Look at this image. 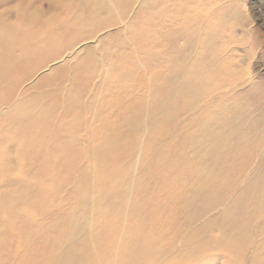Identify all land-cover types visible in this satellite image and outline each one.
<instances>
[{
  "label": "bare ground",
  "instance_id": "6f19581e",
  "mask_svg": "<svg viewBox=\"0 0 264 264\" xmlns=\"http://www.w3.org/2000/svg\"><path fill=\"white\" fill-rule=\"evenodd\" d=\"M29 1L32 2V0H19L14 5V12L19 14L23 12L28 17L29 15L32 16V10V12H29L28 9L26 11V8H28L27 2ZM46 1L50 9L49 12L58 13L57 11H61L60 4L62 2L59 0ZM223 1L225 0H162L158 9V5L155 4L154 6L152 0H65L66 7L64 9L69 10L68 12L72 14L70 19L65 23L61 20L58 22L60 24L58 26L54 25L56 23L51 22L53 21L51 16L44 18V22L40 20L42 23L39 22L37 32L39 33L43 25L47 24V27L44 35L39 33L43 38L40 43L38 42L39 48L30 50L36 55L35 57L27 54V51L29 52L28 47L27 49L22 47V57L11 59L4 54V52L8 53L9 49L7 48L9 45L0 44V147L4 148L5 153L0 164L3 163L8 167L16 168L19 165V155L26 152L27 156L32 154L28 151H37V149H40L38 144L41 143L46 145L42 148L43 157L47 153L58 155L56 160L60 159V161L61 159L70 158L67 154L68 150L71 148L73 141H78V135L81 132V130H77V132L72 133L75 129L73 120L78 118V115L80 117L83 114L81 110L86 108L85 106H95V103L100 100L99 91L102 89L116 90L117 93L125 89L126 85L129 87L131 82L129 81L130 75L127 69L132 71L134 68L141 71L143 68L142 71H144L147 66L144 59L147 56L158 55L161 57L159 69L152 70L151 75L155 76L152 77L153 81L148 82L150 87L146 82L134 80L133 90L135 92L141 90L140 93H143L149 89L147 99L150 98L151 94H154L155 98L153 97L151 100L158 103L159 106L163 104L162 108L165 111L164 115L162 113L160 116L169 121V123L167 122L168 130L166 129L169 133L168 138L160 137L161 135L158 136V134V137H155L152 134L154 139L150 141L147 138L149 126L145 124L150 122L140 123V120L137 121L136 119V114L140 113L141 109L146 108L147 105L140 103L142 108L134 106L135 108L131 109L126 101L107 103L106 108L110 111L115 110L110 115L111 124L105 125L103 122L100 125L101 134H103L99 138L101 139L100 145H94L86 141L87 137L83 140L84 148L89 154L88 158L90 160L88 162L85 161L86 163L83 164L77 160L61 162L58 166L62 167L61 172L66 173V175L55 177L53 182L51 177L41 178L37 173L39 178L51 183L49 186L53 184L51 186L52 190L46 188L35 189V185V188H31L30 185L23 184L21 181H14V184H12L13 190L18 193V199L15 196L14 203H10L11 199L9 202L6 199L2 203L3 207L10 213V217H13L16 221L13 228L22 237L24 235L27 237V240L24 241L26 248L21 250L22 252L16 251L13 254L12 261L6 260V254H3L0 248V264H191L197 256L196 253L188 255L182 263H177V261L170 263L168 259L177 253V249L173 246L165 247L161 245L165 238L162 233L163 227H160L159 223L162 220L160 215L165 214L168 207V202L163 200L166 198H162L163 202L161 203L160 200L159 203H155L156 197L154 200L152 199L154 201H151L152 203L150 201H148L149 204L145 202L150 195L154 196L156 194L157 196L159 194L166 197L168 194L166 189L168 182L166 180L170 177L178 181L184 179L186 182L188 180L189 182L197 181V178H199L201 185L204 182L206 183L207 187L206 185L202 186L207 189L213 187V185L216 186L215 198L212 197L214 194L210 192L212 188L208 192L197 189L193 192L191 191L193 188H189L190 192L186 196H188V209L195 204V211L191 209V213H194L190 216L194 217L197 222L203 218L209 220L213 216L211 219L215 218L217 227L221 230L220 235H229L233 239L241 241L251 225H256L258 220L259 225H262V222H264V204L262 203L264 198L259 197L261 199L259 209H253L251 208L252 204L254 206L257 200L254 197L258 195L253 192L256 195L253 197L255 199L254 203L250 202V197L246 196L250 179L255 178L264 181V171H262L261 165H256L250 170L252 161L250 160L248 163L249 166L244 164L248 161L247 157L249 156L247 155V157L245 156L247 159L244 158L245 162L241 160L243 166L239 164L243 168L246 165V172L240 174V179L234 178L235 181H233V176L231 177V174H233L231 172L236 167L235 162L238 161L240 155H244L245 150L240 149L242 145V147H245L244 143L246 142L244 141L247 139L250 140L248 143H251L254 140H260L261 137L264 139L261 124H259V113H256L259 110H255V106L254 111H251L250 114L241 113V111L239 113L235 105L224 103L218 105L217 102L215 105L210 99L211 104L207 97V99L201 100L202 102L205 101L202 103L203 105L194 106V103L202 98L203 93L208 92L209 95V92L212 94L215 91L218 92L220 88L224 87L225 82L227 87L231 86L226 93V98L237 99L239 96L237 93H231L234 92V87L238 83H235L237 80L235 70L231 69L230 71V67L227 66L231 58L226 54L219 53L218 48V53L215 50H210V44L204 42L202 38L198 39L199 36L196 37L197 33L195 32L198 25L196 21H193L195 14L199 15L197 19H208L213 10L212 8ZM134 3H138V7L136 10L133 8L134 10L131 13V7ZM62 4L64 5V3ZM150 5L153 7V12L149 10L147 13L146 9ZM156 9L157 11H155ZM237 14L239 15V13ZM27 16L24 17L27 18ZM34 16L32 19L34 22L36 20L35 23H37L38 21ZM157 19L160 20L158 26L156 24ZM222 19L224 20V15ZM48 21H50V24H48ZM24 22L26 24L25 20ZM221 22L220 25L218 23L217 25L222 27ZM153 23L159 29H156L157 27L153 28ZM6 24L8 25V23ZM217 25L216 27H218ZM206 28L208 29V26ZM1 29L4 30V33L8 32V27H1ZM13 29H15V26ZM28 29L24 28L23 30L22 27L20 30H23V34L26 36L31 31L30 28ZM16 30L19 31V29ZM106 30H109V32L103 37H99L98 34ZM140 31H143L141 35L138 34ZM202 31L209 33L206 29ZM137 35L141 36L143 40H147L148 43L144 41V43H147V49L141 45L142 43L136 41L138 39L136 38ZM148 39L153 40L151 46H149L150 41ZM214 40L217 43V39L214 38ZM139 45L142 46L139 47L140 49H138ZM149 47H151L150 51ZM199 48L206 51H204L206 54L203 53L202 57L195 55L201 51ZM16 53H19V51ZM137 55H140L141 57H138L144 61H141ZM209 55H211V60L208 57ZM129 56H133L134 62L138 64L133 66V60ZM110 58L112 59L110 60ZM107 60L112 62L110 68L108 67L109 73L103 69V66H105L103 63ZM187 60L188 63H185ZM55 61H59L58 65H55ZM200 62L208 65L214 64L215 70L208 69L210 72L214 71L211 80L208 77L210 72L206 73L202 70ZM128 63H131V65H128ZM216 72L221 74L220 78H228L229 82L227 83L226 80L218 81L215 78L217 80L215 83L212 79H214L213 76ZM157 80L160 81L157 83ZM66 89L68 93L64 94L67 92ZM116 93L115 98L117 97ZM145 94L143 96L146 99ZM158 96L161 97L160 100ZM140 97H138V100ZM186 98L189 99L183 101ZM192 98L197 100L195 101ZM180 100L185 105L178 115L177 112L180 109L176 108L181 104ZM178 102L180 104H176ZM217 105L218 107L226 106L223 108L224 114L218 116L211 113L209 118L206 117L205 114L210 113L209 109L217 108ZM59 109L60 111H58ZM144 110L154 113L155 120L161 119L160 116L158 118L155 111H150L147 108ZM202 115L204 118H201ZM146 116H142V118ZM87 119H90V117ZM81 124V128H83V123ZM89 126H91V123L87 124L86 122V127ZM78 127L80 128V126ZM81 135L83 136V134ZM149 135L151 136V134ZM258 143L256 146H258ZM252 144L250 145L252 146ZM238 151H241L243 155L240 153L237 155ZM251 152L246 150V153H250V155ZM30 156L32 158V155ZM30 156L28 160H30ZM81 160H83V157ZM222 160L226 165L229 164L228 167H225L227 170H225V173L222 170ZM183 161L187 163L186 167L180 164ZM29 162L32 163V159ZM43 163L39 161L37 164H32V166L39 167ZM92 166L93 169L90 168ZM153 167L157 170L156 172L153 170L152 173L151 168L153 169ZM245 169L242 170L245 171ZM39 170L41 169L39 168ZM183 171H186V173H183ZM5 172L10 173L11 170L8 169ZM213 175L215 176L213 177ZM157 183L160 184L156 186ZM231 185L238 190L232 198L228 196V191L225 190V187ZM5 187L7 188V185L3 188ZM163 187L165 188L163 189ZM249 188V192L251 189L253 190V187L250 190ZM13 190L9 191L13 192ZM27 191L32 193L29 209L32 214L38 216L37 220L23 213L24 210L19 206L21 202H24L21 195ZM2 194L4 195V193ZM7 194L9 195L10 192ZM26 195L28 194L26 193ZM160 196H157V198H160ZM24 197L28 199L26 196ZM197 198L201 200L200 203V200L198 201V204H196ZM210 198L216 199V201H213L214 203L209 202ZM142 200L145 203L141 202ZM172 201L175 203L176 200L172 199ZM15 203L20 204L17 206ZM26 203L28 204V202ZM141 203L146 204V206L141 205ZM184 207L186 206L184 205ZM176 209L179 210L180 207H176ZM217 209L220 210L219 213ZM253 210L255 216L252 213ZM190 216L184 218L189 228V225L195 222L194 218ZM245 216L246 218L243 220ZM199 223H195L193 226ZM180 228V224L174 226L175 230ZM194 229L201 231L199 225ZM3 231L8 237L7 241L10 246H12L15 241L14 237L8 234V228L3 227ZM2 240L9 246V243L4 240V234H0V243H2ZM218 243L220 241L217 239L216 244ZM240 255L242 257L240 259H244L245 262L256 263L249 250H244ZM167 257L169 258L167 259ZM240 264H242V261Z\"/></svg>",
  "mask_w": 264,
  "mask_h": 264
},
{
  "label": "rangeland",
  "instance_id": "374dc122",
  "mask_svg": "<svg viewBox=\"0 0 264 264\" xmlns=\"http://www.w3.org/2000/svg\"><path fill=\"white\" fill-rule=\"evenodd\" d=\"M49 1H51V0H49ZM52 1H55V0H52ZM59 1L64 3V5L62 3L60 4V7L62 9H61L60 12L57 11L58 13H55L53 11L49 12L50 9H49V6H48V3H47L46 0H32V2L31 1L27 2V7L28 8H26V11H27V9L29 10V12L33 11V15L32 16L29 15V17H28L27 15L23 14V12H22V14H19L18 12L17 13L14 12V5L17 2H19V0H16V1L15 0H0V13L2 12V14H0V41H1L0 44H4V45H7V46L9 45V47L7 48V49H9V51H7L8 53L6 54L4 52V54L6 56H8L9 58H11V59L22 57L21 53H23V51L21 50V48L22 47H26L25 49H27V47H28L29 48V52L27 51V54L31 55V57H33V56L35 57L36 55H34V53H32V51H30V50H34L36 48H39L38 44L43 39L42 36H40L39 33H43V35H44L46 33V27H47V24L43 25L42 26L43 29L41 28L39 30V33H38L36 29L39 28V22L42 23V21L43 22L45 21L44 18L51 16V18L53 20L51 22L56 23L54 25L58 26V25H60L58 22L63 20L64 23H65L67 20L70 19L71 15H72V14H70V12H68L69 10H65L64 9L66 7L65 0H62V1L59 0ZM160 1L162 2V0H160ZM160 1L152 0V2L154 3V6H155V4L158 5V9H159V5H160ZM218 5H220V6H218ZM137 7H138V3H134L133 6L131 7L132 8L131 9L132 10L131 13L133 12L134 9L136 10ZM37 8H39V9H37ZM152 8L153 7L150 5V7H147L146 12L148 13L149 10H151L153 12ZM233 8L235 9L234 11L232 10ZM212 9L213 10H212L211 14L208 16L209 17L208 19H206V18L197 19L199 17V15H197V14H195L196 16L195 15L193 16L194 17L193 21H196V23L198 25V27L195 30V32L197 33L196 37L199 36L198 39L202 38L204 42L210 44L211 45L210 50L217 51V48H218L219 53L226 54V56H229L231 58V61H229L227 63V66L230 67V71H231V69L235 70V73H236V76H237V78H236L237 80L235 81V83H237V82L238 83L234 87V92H231V91L230 92L232 94L233 93H237V95L239 94V96H238L239 99L237 97H236L237 99H235V98L227 99L226 98V93L231 88V86L227 87L226 86V82H225L224 87L220 88V90L218 92L215 91L213 94L209 92V95H208V92H205L206 91L205 90L204 91L205 93L202 94V98H200L199 101H197V102H195L197 99L195 100V98H192L193 100H195L194 101L195 102L194 106L195 105L196 106L203 105L202 103H204L205 101L204 102H202V101L204 99H207V98H208V101L210 103H211V101H210V99H211L212 103H214L215 105H216V102H217V104L219 103L218 105H222L223 103L224 104H229V105H235V108L238 109L237 111L239 113L241 111V113L250 114L251 111H254V108L256 106L255 110H259L258 112L256 111V113H259V124H261L262 134L264 135V132H263L264 131V0H225L222 3H220V4L217 3L216 6L213 7ZM155 11H157V9ZM34 12H35V14H34ZM146 12H145V14H146ZM231 13H232V15L230 16ZM237 13H239V15ZM44 14H45V16H44ZM219 14H221V15H219ZM62 15H63V17H62ZM223 15H224V20L222 19ZM24 16H27V18L24 17ZM33 16H34V18L36 17V19L38 21L37 23H35L36 20L34 22V20L32 19ZM159 16H161V15H159ZM130 17H131V14H130ZM12 20H14V21H12ZM24 20L26 21V24H25ZM31 20H33V21H31ZM40 20H42V21H40ZM225 20H227V21H225ZM220 21H222L221 22L222 27L218 26V25H220ZM27 22L28 23L30 22V23L28 24ZM159 22H160V20L157 19V21H156L157 26H158ZM6 23H8V25ZM217 23H218V25H217ZM48 24H50V21H48ZM206 24L208 26V29L206 28L207 27ZM216 25L218 27H216ZM14 26H15V29H13ZM21 26L23 27V30H24V28H26L27 30H29L28 28H30L31 31H29L26 34V36H25L23 34V30H20L22 28ZM152 26H153V28L157 27L156 25L154 26V23H153ZM1 27H6V28L8 27V32L4 33L3 32L4 30L1 29ZM16 29H19V31L16 30ZM156 29H159V28L157 27ZM156 29H154V31H156ZM205 29L207 31H209V33L206 32V31H202V30H205ZM43 30H44V32H43ZM218 30H220V32H218ZM107 32H109V30L103 31V32L99 33L98 35H99V37L100 36L103 37ZM30 33H32L34 35H32ZM142 33H143V31H140V33L138 32L139 35H141ZM216 35H217V37H216ZM31 36H34V37H31ZM38 36H40V37H38ZM19 37H21V38H19ZM22 37H26V38H22ZM28 37H30L31 39L28 38ZM13 38H14V40H16V39L17 40L14 41V40H12ZM136 38H138L140 40L139 41L138 39H136V41L142 43L141 45L145 46V49H147V46H146L147 43H148L147 40L146 39L143 40V38L141 36H138ZM141 38H142L143 41L141 40ZM214 38L217 39V43H216V40H214ZM22 40H24V42H22ZM151 40L148 39V41H150V43H149L150 45L149 46H151V43L153 42V40L152 41ZM31 41L34 42V43H32ZM144 41L147 42V43H144ZM19 42H21V43H19ZM23 43H25V44H23ZM19 44H22V45L20 46ZM141 45L138 46V49H140L142 47ZM222 46H223V48H221ZM16 47H18V48H16ZM150 48L151 47H149V51L151 50ZM130 49H132V48H130ZM199 49L201 51H199L198 54H195L197 57H199V56L202 57L203 53L206 54L205 53L206 52L205 49H201V48H199ZM15 50H17V51H15ZM18 51H19V53H16ZM218 51L216 53H218ZM138 56H140V55H137V57ZM129 57H131L132 60H133V66L138 64V63L134 62V57L133 56H129ZM140 57H138V58L141 60ZM147 57H148V59H147ZM147 57L144 59L145 62H146L145 65L147 64V66L144 69V71H142L143 68H142L141 71L137 70V69H134V68H133L132 71H130L131 69H127L126 68L127 72L130 75L129 81L131 82V85H129V87H127V85H126L125 89H123L122 91H119L117 93H116V90H106L105 89L106 90L105 91L104 89H102L101 91H99L100 100L95 103V106H85L86 108L81 110V113H83V114H81L82 116L80 115L81 118L78 115L79 119L75 118V120H73V123H75V125H73V126H75V129L72 131V133L75 132V131L77 132V130H79V131L81 130V132L78 135V141L76 140V142H78V143H76L75 141L72 142L73 144L71 142L69 143L70 145L72 144L71 148H69L68 153H67L70 158L61 159V161H60V159L56 160L58 155H52V154H47V153H45V156L43 157L42 153L44 155V152H42V148H44V146H46V145H44L45 143L44 144L41 143V144H38V145H40V146H38V147H40V149H37L38 152L36 150H34V151H28V153H30V152L32 153V154H28V156L26 155L27 152L26 153L23 152L24 153L23 155H19V157H18L19 158V165L16 168L8 167V166L4 165L3 163H1L0 164V185L3 186V187L5 185H7V188L6 187L5 188H3V187L0 188V198L2 197L0 199V204L2 203V201L4 202L6 199H8V202L11 199L10 203L11 202L14 203L15 202V200H14L15 196L18 199V196H19V195L17 196L18 193H16V191L13 190V185L12 184H14V181L15 182L16 181H21V183H23V184L30 185L31 188H35V186H36L35 189H37V188L38 189L46 188V189L52 190L51 186L53 184L49 186V184H51V183L49 181H48L49 182L48 183V182L44 181L41 178H45V177L49 176V177H51V180L53 182V179L55 177H58V176L59 177H63V175L65 176L66 173L61 172L62 167L58 166L59 164H61V162H64V161L73 162V160L74 161L77 160L79 162L81 161L80 163H82V164L88 162L90 160L88 158L89 154H87V151L84 148V141L83 140L87 137L86 141H88V142H90V143H92L94 145H100L99 143H101V139H99V138L102 137V135H103V134H101V126L100 125H102L103 122L105 123V125L111 124L110 122H112V120L110 118V115L115 110V109H113V110L110 111L108 108H106L105 105L107 103L111 104L112 102L116 103L118 101H121V102L126 101L128 103V107L131 108V109H134L135 107H139V106H140V108H142L140 103L141 104L143 103L145 106L147 105L146 106L147 109H149L150 111L151 110L155 111L156 115H158V118H159V116L162 113H163L162 115H164V111L165 110L162 108L163 104H160L161 106H159L158 103H155L153 100H151V98L152 99H153V97L155 98L154 94H151L150 98L147 99L148 98L147 94H148L149 89H147V91H144L143 93H140L141 90H136V92L137 93L139 92V94H137L133 90V87L135 86L134 80L135 81H143V83L146 82V84L150 87V83H148V82L153 81L152 77L155 76V75H153V76L151 75L152 74V70L153 69H159L161 57H159L158 55L147 56ZM208 57L211 60V55H209ZM111 59L112 58H110V60ZM144 60H141V61H144ZM147 60H149V61H147ZM153 60H154L155 63L153 62ZM156 60H157V62H156ZM55 62H56L55 65H58L59 61H55ZM103 62H105V61H103ZM107 62H108V65H107ZM110 63H112V62L109 61V60H107L105 63H103V65L105 64V66H103V69H104V71H107V73H109ZM149 63H151V64H149ZM185 63H188V60ZM122 64L124 65V63H122ZM119 65H120V63H119ZM128 65H131V63H128ZM203 66H205V67H203ZM213 66H214V64L213 65L212 64L208 65V64H203V62H200V67L203 68L202 70H204L206 73L210 72V71H208V69L211 70V68H212V70H215V67H213ZM216 67L219 68L218 65H216ZM218 68H216V69L218 70ZM121 70H122V67H121ZM146 70H147V72H146ZM212 72H214V71H211L209 73L210 75L208 76L210 78V80H211L212 74H214ZM216 74L213 76L214 79H212L215 83L217 82V80L218 81L226 80L227 83L229 82L227 80L228 78H220L221 74H219L217 72H216ZM215 76H217V77H215ZM215 78H217V80ZM158 81H160V80H157V83H158ZM132 85H134V86H132ZM199 88H201V87H199ZM67 93H68V90L64 94H67ZM115 93H116V96L118 98L117 97L115 98ZM144 94L146 96V99L143 96ZM130 95H132V96L130 97ZM140 95H142L141 97L143 99L140 97ZM136 96H137V99H136ZM138 97H140L141 99L139 98V100H138ZM126 98H127V100H126ZM158 98L160 100L161 97L158 96ZM189 98L183 99V101H186ZM179 102L176 103V104H180L181 103L182 105L181 104L178 105L179 107L176 108V109H178V110L180 109V110L179 111L177 110L178 112L177 111H173V112H177L178 115L183 110L184 105H185V104L182 103V101L180 103ZM218 105H217V108L209 109L210 113L209 112L206 113L205 114L206 117L209 118L211 113H215V115H218V116H221V114H224L223 108H225L226 106L225 107H218ZM104 106H105V109L103 111V107ZM155 107H157V108L155 109ZM146 108H142L141 109L142 111L140 110L141 112L139 111L140 113L136 114V116H137L136 119H137V121L140 120V123L141 122L145 123V121L148 122V123L150 122L149 124L145 123L146 125L149 126L148 133H147V138L150 139V141H152L154 139L152 134L155 135V137H158L159 135H161L160 137L168 138V136H169L168 135L169 133L167 131L168 130L167 126H168V123H169L168 119H166V118L163 119L160 116L161 119H158V121H159L158 122L157 120L154 119V113H151L149 111H145L144 109H146ZM157 109H159V110H157ZM58 111H60V109ZM156 111L158 112V114H157ZM169 111H172V110H169ZM147 112L149 114H146ZM142 116H146V117L142 118ZM89 117H90V119H87ZM201 118H204L203 115L201 116ZM163 120H164V123H166V124L163 123ZM86 122H87V124L91 123V126H89L87 128L86 127ZM81 123H83V128H81L82 127ZM161 123L163 124V126H161L162 125ZM154 125H157V126L155 127ZM78 126H80V128ZM157 129H161V130H157ZM85 131L87 132V134H86ZM163 131H164V133H163ZM70 132H71V130H70ZM70 132H69V134H70ZM154 133H156V134H154ZM81 134H83V136ZM149 134H151V136ZM157 134H158V136H157ZM258 141H259V143H258ZM244 142H246V143H244ZM244 142H242V143H244L245 147H242L243 145L241 146L243 149L240 147L241 150H245L244 155H243V153H241V151L237 152V155H238V153H240L243 156H241L239 154L240 156L238 157V161H236L237 163L235 162L236 167L235 168L233 167L235 171L233 170L231 172L233 174L230 173L231 177L233 176L232 177L233 181H235V179H240V177H241L240 174L243 173V172H246V170H247V169H245L246 165L244 166V168L240 167V166L243 164V162H245V159H247V158H248V161H246L244 164H247V166H249L248 163L251 160L252 161L251 165L253 167L250 165V170L253 169L254 166H256V165L258 166L260 164L261 167H262V171H264V157H263L264 156V139H263V137H261L260 140H254L251 143H248V142H250V140H247V139ZM253 142H255V143H253ZM256 142L258 143V146H256L257 145ZM252 143L255 144V145H253ZM250 144H252V146ZM255 148H257V149H255ZM3 149H4L3 147H0V162L3 161V156L5 155ZM246 150H248L249 152L252 151L251 155H250V153L249 154L246 153ZM254 150H256V151H254ZM184 151H186V150H184ZM262 151H263V153H262ZM34 153L36 154V156H35ZM256 154H257V156H256ZM30 155H32V158H31ZM247 155L249 157H247ZM29 156H30V160L32 159V163H30L29 162L30 160H28ZM245 156L247 158H245ZM39 157H42V158L40 159ZM76 157H77V159H76ZM82 157H83V160H81ZM24 160L26 161V163H25ZM27 160H28V162H27ZM241 160L242 161L244 160V161L242 162ZM4 161H5V158H4ZM39 161H41L42 163L44 161V163H43L44 167H43V165H39V167L32 166V164H34V163L37 164V162H39ZM53 161H55V162H53ZM28 163H30V164H28ZM180 164H183L184 167H186L187 163L185 161H183ZM222 164H223V167H224V169L222 167V170H224V173H225V170H226L225 167L226 166L228 167L229 164L226 165V163H224L223 160H222ZM239 164H241V165L239 166ZM235 165H233V166H235ZM28 167H30V168L28 169ZM39 168L41 170H39ZM58 168H60V169H58ZM90 168L93 169V166L90 167ZM8 169L11 170L10 173L5 172ZM14 169L17 170V171H15ZM242 169H245V171L242 170ZM44 170H45V173L43 174ZM153 170H155V167H153V169L151 168V172L152 173H153ZM156 170H155V172H156ZM213 172H215V171H213ZM37 173L40 175L39 177H41V178L38 177ZM183 173H186V171H183ZM217 173L218 172H216V174ZM154 175H155V173H154ZM215 175H213V177ZM218 175H219V173H218ZM172 178L170 177L168 180H166V182H168V184L166 185V187H167L166 189L168 191V194H167L166 197H163V195L160 196L159 194H157V196H160V198H157V196L155 194L154 196L150 195L151 198L150 197L147 198V199L145 198L146 199L145 200L146 203H148V201L151 202L152 199L154 200L155 197H156L155 198V203L156 202L159 203V200H160V203L163 202L162 198H166V199H163V200L168 202L167 203L168 207L166 209V213L160 215L162 217V220L160 221L159 224H160V227H163L162 233H163L164 238H165L164 242H162L161 245H163L165 247L173 246V247H175L177 249L176 250L177 253H175V255H174L175 257L174 256L171 257V258L167 257V259L169 258L168 261L170 260V263H172V261H177V263L178 262L182 263L183 261L186 260V257H188V255L190 256L193 253H196L197 256L194 259V261L191 262V264H217V263L218 264H240L241 261H242V264H250L251 263L250 261H246L245 262L244 259L243 260L240 259V258H242L240 253L244 252V250H249V253L251 254V256L253 258H255V260H256L255 264H264V222H262V225L260 226L259 225V220H258L256 225H251V228H248L246 230L245 235L241 239V241L238 240L239 242L237 240L233 239L232 237H230L229 235H223L222 234L223 235L222 236V235H220V231L221 230L217 227V223H216L215 218L213 220L211 219L213 216H211V218L209 220L208 219H204V218L201 219L199 222H201L202 224L197 222V220H195L194 217L190 216V215H193V213H194V212L191 213V209H193L195 211V209H194L195 204H193L194 206H191V208L189 207V209H188V204H189L188 201H187V197L188 196H186L190 192L189 188H193L191 191L197 189V190H204L205 192H208L209 189L212 188V189H210L211 190L210 192H212L214 194V195H212V197L215 198L216 197L215 193L217 192L216 191V186L213 185V187H210L209 189H207L204 186H202V185H206V183L204 182L201 185V181L199 180V178H197V181H193V182L192 181L189 182V180L186 182V181H184V179H182L181 181L180 180L178 181L177 179H172ZM253 179H250V181H249L250 185L248 184V186H247L248 188L250 186L249 190L253 187V190L251 189L250 192H249L248 188H247L246 196L248 198L250 197L249 198L250 202H253V203L255 201L254 198H257L256 202L254 203V206L252 204L251 208H253V209L258 208L259 209V201L261 203V199L259 197L264 198V186H263L264 181L263 180L259 181L260 179H255V178H253ZM5 180H7V181H5ZM252 180H253V182H252ZM1 181L3 182V184L1 183ZM259 182H262V183H259ZM160 183H157L156 186L159 185ZM230 184H232V183H230ZM256 185H258V186H256ZM206 187H207V185H206ZM164 188L165 187H163V189ZM11 189L13 190V192L9 191ZM225 190H226V192L228 191V194H229L228 196H230L231 198L234 197L237 194V192H238V190H236V188H234L233 185H231L230 187L227 186V188L225 187ZM9 192H10V194L8 195L7 193H9ZM253 192L256 195H258V196L254 195ZM2 193H4V195L6 194L5 196L7 198ZM26 193L28 195H30V196L26 195ZM13 195H14V197H13ZM24 196H26V198H28V199H25ZM254 196H256V197H254ZM21 197H22L21 199L24 200V202H21V204L20 203H15V204H17V206L20 204L19 206L21 207L22 210H24L23 213H26L28 216L30 215V218L33 217L34 219H36L38 216L35 215L34 213L32 214L30 209H29L30 208L29 207V202H31L32 193L27 191V192H25V194L23 193L21 195ZM213 198H210L211 200L210 201L208 200V201L214 203L213 201H216V199H213ZM172 199L174 201L176 200L175 203L172 201ZM197 199L198 200L195 199L196 200V204H198V201L200 200L199 198H197ZM26 202H28V204ZM141 202H144V201L142 200ZM152 202H154V201H152ZM200 202H201V200L199 201V203ZM262 203L264 204V201ZM141 205H145L146 206V204H142V203H141ZM184 205L186 207H184ZM3 206L4 205L2 203L1 206H0V227H1L0 228V234L1 235L4 234V240L6 242H8L7 241L8 237L6 236L5 232L3 231V227H6V228H8V234L10 236L12 235L14 237L15 241H14L12 246H10V243L8 242L9 243V246H8L2 240L1 242L3 244L0 243V248L3 251V254H6V256H5L6 260H8V261L11 260L12 261V259L14 257L13 254H15L16 251L17 252H22L21 250H24L26 248L25 247L26 244H25L24 241L27 240V237L25 235H24V237H22V235H20L18 233V231L15 228H13V226L15 225L14 222L16 223V221L13 219V217H10V213L7 212V210ZM176 207H178V208L180 207V209L178 210V209H176ZM1 209H3V210H1ZM218 209H220V208H218ZM218 209H217V212L219 213L220 210H218ZM176 210H177V212H176ZM254 212L255 211L253 210L252 213L254 214ZM188 214H189V216L191 218H194V220H195V222L192 225H189L190 228L185 223L186 219H184L186 217H189ZM255 215L256 214H254V216ZM39 218H40V216H39ZM245 218H246V216L243 218V220ZM181 219H182V221H181ZM183 222H184V225H183ZM195 223H199V224H196L195 226H193ZM178 224L181 225V228L178 229V230H175L174 226H176ZM205 224H206V226H204ZM198 225H199V227L201 229L200 232L196 231L194 229ZM202 227H204V228L202 229ZM175 232H177V233H175ZM217 239L220 241V243H218V244H216L217 243ZM19 245H20V247H19ZM237 245H240V246H237ZM231 246H232V248H234L236 250H234V249L232 250ZM184 247H186V248H184ZM242 247H243V250H242ZM254 248H255V250H254ZM4 250H5V252H4ZM6 250H7V252H6ZM230 250H231L232 254L230 253ZM233 251H235L237 254H234L235 252H233ZM11 256H12V258H11Z\"/></svg>",
  "mask_w": 264,
  "mask_h": 264
}]
</instances>
